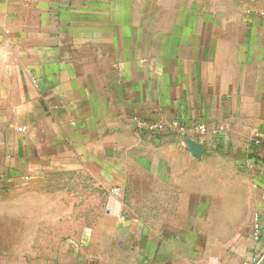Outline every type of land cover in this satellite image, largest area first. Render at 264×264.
Instances as JSON below:
<instances>
[{"label": "crops", "instance_id": "obj_1", "mask_svg": "<svg viewBox=\"0 0 264 264\" xmlns=\"http://www.w3.org/2000/svg\"><path fill=\"white\" fill-rule=\"evenodd\" d=\"M259 51L264 0H0V228L20 192L59 174L104 190L93 232L125 258L104 264L263 254Z\"/></svg>", "mask_w": 264, "mask_h": 264}, {"label": "rangeland", "instance_id": "obj_2", "mask_svg": "<svg viewBox=\"0 0 264 264\" xmlns=\"http://www.w3.org/2000/svg\"><path fill=\"white\" fill-rule=\"evenodd\" d=\"M259 55L262 51L251 62L262 69L263 88L257 98L264 104V56ZM231 158L235 161L237 156ZM47 177L46 183L20 192L3 218L0 264H88L90 260L104 264L125 259L116 248L103 247L105 234L93 232L107 224L104 190L84 177L79 183L59 174Z\"/></svg>", "mask_w": 264, "mask_h": 264}, {"label": "built area", "instance_id": "obj_3", "mask_svg": "<svg viewBox=\"0 0 264 264\" xmlns=\"http://www.w3.org/2000/svg\"><path fill=\"white\" fill-rule=\"evenodd\" d=\"M144 125H145V127L149 128L151 130H156V131H166L167 130V127L164 126L162 123H159V122H149V123H145ZM178 125H179L178 121H174L172 123V126H178ZM197 131H198V136L202 137V136H204L206 134L207 128H206V126L203 123H198L197 124ZM196 140L199 141V139H196ZM253 141H254V144H255L256 147L257 146L260 147V146L264 145V140L261 139L260 134L255 136V139ZM113 193H114V195L118 196V195L121 194V189L119 187H115L113 189ZM106 212L110 213V210L106 209ZM121 217H123L124 219L128 218L127 215L126 216H122L121 215ZM253 236L255 238H259L258 227L253 229ZM263 262H264V253L256 256L252 260H244L240 264H263ZM88 264H95V263L90 262Z\"/></svg>", "mask_w": 264, "mask_h": 264}, {"label": "water", "instance_id": "obj_4", "mask_svg": "<svg viewBox=\"0 0 264 264\" xmlns=\"http://www.w3.org/2000/svg\"><path fill=\"white\" fill-rule=\"evenodd\" d=\"M182 142L189 149V151L196 157H200L203 153V143L190 137H184Z\"/></svg>", "mask_w": 264, "mask_h": 264}]
</instances>
